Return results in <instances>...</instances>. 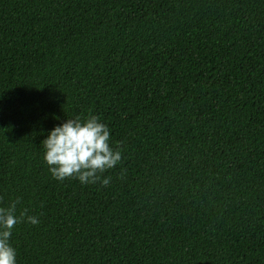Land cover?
I'll return each instance as SVG.
<instances>
[{
    "label": "trees",
    "instance_id": "trees-1",
    "mask_svg": "<svg viewBox=\"0 0 264 264\" xmlns=\"http://www.w3.org/2000/svg\"><path fill=\"white\" fill-rule=\"evenodd\" d=\"M97 116L121 161L57 181ZM17 264H264V0H0V207Z\"/></svg>",
    "mask_w": 264,
    "mask_h": 264
},
{
    "label": "clouds",
    "instance_id": "clouds-1",
    "mask_svg": "<svg viewBox=\"0 0 264 264\" xmlns=\"http://www.w3.org/2000/svg\"><path fill=\"white\" fill-rule=\"evenodd\" d=\"M108 126L95 115L65 119L52 127L43 140V161L53 179L75 178L82 185L99 182L108 185L110 177L102 174L121 161V151L110 144ZM13 201L0 207V264H17L16 250L10 237L16 225L27 222L37 225V216L27 211L17 214Z\"/></svg>",
    "mask_w": 264,
    "mask_h": 264
}]
</instances>
